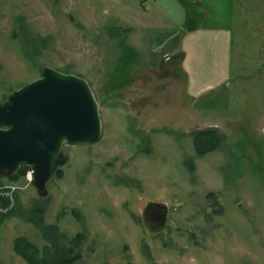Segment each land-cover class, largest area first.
Returning <instances> with one entry per match:
<instances>
[{"label": "rangeland", "instance_id": "rangeland-1", "mask_svg": "<svg viewBox=\"0 0 264 264\" xmlns=\"http://www.w3.org/2000/svg\"><path fill=\"white\" fill-rule=\"evenodd\" d=\"M46 66L90 83L102 136L63 144L46 195L1 177L0 264L51 245L42 215L74 264H264V0H0V102Z\"/></svg>", "mask_w": 264, "mask_h": 264}, {"label": "water", "instance_id": "water-1", "mask_svg": "<svg viewBox=\"0 0 264 264\" xmlns=\"http://www.w3.org/2000/svg\"><path fill=\"white\" fill-rule=\"evenodd\" d=\"M0 122L7 125H0V174L30 165L43 195L63 144L102 136L100 104L90 83L49 66L0 102Z\"/></svg>", "mask_w": 264, "mask_h": 264}, {"label": "trees", "instance_id": "trees-1", "mask_svg": "<svg viewBox=\"0 0 264 264\" xmlns=\"http://www.w3.org/2000/svg\"><path fill=\"white\" fill-rule=\"evenodd\" d=\"M0 125L7 126L6 124L1 122ZM193 139L196 151L200 155H204L210 151H213L219 148L221 145V136H219L217 128L214 127L196 132L193 135ZM68 161V155L61 151L55 160L53 173L62 177L64 175V165H66ZM30 168V165H22L16 172L8 176H11L14 179H19L22 176H25ZM2 176L4 175L0 174V182ZM210 194L213 202L218 205L219 199L217 197V194L215 192H211ZM0 200L4 201L6 204L8 202L3 194H0ZM37 212L42 215L41 213L43 211L37 210ZM28 220L32 221V218H28ZM33 222L37 226L41 227L46 238H50L49 241L51 242V245H46L45 251L41 253V248L36 243L31 241L27 236L21 235L16 237L14 241V249L18 254L24 257L29 264H74V262L81 257L80 253L74 251V246H70L67 244L62 245L59 244L58 241L55 242V239L50 236V229H57V226L50 225L47 228L44 223L43 215L40 220H34ZM53 249H56L57 254H55Z\"/></svg>", "mask_w": 264, "mask_h": 264}, {"label": "flooded vegetation", "instance_id": "flooded-vegetation-1", "mask_svg": "<svg viewBox=\"0 0 264 264\" xmlns=\"http://www.w3.org/2000/svg\"><path fill=\"white\" fill-rule=\"evenodd\" d=\"M147 213L152 220L157 221V223L162 224L167 218L166 205L151 203L148 206ZM148 217V218H149Z\"/></svg>", "mask_w": 264, "mask_h": 264}, {"label": "built area", "instance_id": "built-area-1", "mask_svg": "<svg viewBox=\"0 0 264 264\" xmlns=\"http://www.w3.org/2000/svg\"><path fill=\"white\" fill-rule=\"evenodd\" d=\"M27 177H28L29 180H32V178H33V171L32 170H30L28 172Z\"/></svg>", "mask_w": 264, "mask_h": 264}]
</instances>
